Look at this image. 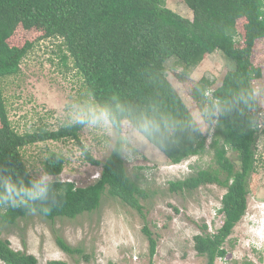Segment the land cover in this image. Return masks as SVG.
<instances>
[{
    "label": "trees",
    "instance_id": "trees-1",
    "mask_svg": "<svg viewBox=\"0 0 264 264\" xmlns=\"http://www.w3.org/2000/svg\"><path fill=\"white\" fill-rule=\"evenodd\" d=\"M193 12L186 18L167 7V0H0V168L15 174L30 176L22 149L49 140L73 139L83 149L85 159L101 166L94 184L77 187L74 182L56 183L63 192L59 203L46 215L49 221L58 218L75 219L84 213L97 211L105 192L135 209L145 224L143 232L149 241L150 264L157 253L158 241L147 226V214L142 199L148 194L127 171L125 158L111 152L105 162L95 159L80 141L81 127L19 133L12 125L3 93L2 81L17 75L23 59L33 48V42L11 44L19 30L38 29L43 38H61L74 65L83 76L87 92L97 102L113 95L120 96L137 110L156 115L166 114L178 123L177 130L166 146L154 145L172 164L207 152L208 136L194 132L190 124L193 114L167 76L166 63L175 58L182 65L178 78L187 84L190 96L203 112L215 101L221 108L226 101L262 77V71L252 63L255 43L264 39V0H183ZM246 20L238 31V22ZM241 36L242 47L237 46ZM221 51L234 62L222 85L211 91L212 82L202 78L193 82L190 70L197 67L206 54ZM258 100L251 108L236 109L231 114L220 112L210 148L215 150L214 167L199 169L183 179L169 182L171 192L195 191L207 184L226 189L219 212L224 215L222 226L214 233L195 236V249L206 255L207 264L228 255L224 244L248 209L249 178L256 170L258 140L264 133L260 123ZM213 124V123H209ZM237 155L238 164L228 154ZM66 157L54 152L47 159L45 171L60 176ZM30 214L22 209H6L3 223L15 225ZM60 249L69 255L84 254L61 236L56 237ZM85 258H88L85 256ZM0 260L4 264H39L38 258L15 250L0 232ZM48 264H66L51 260Z\"/></svg>",
    "mask_w": 264,
    "mask_h": 264
},
{
    "label": "rangeland",
    "instance_id": "rangeland-1",
    "mask_svg": "<svg viewBox=\"0 0 264 264\" xmlns=\"http://www.w3.org/2000/svg\"><path fill=\"white\" fill-rule=\"evenodd\" d=\"M167 7L186 18L193 12L183 0H167ZM245 19L238 22V31L244 28ZM237 46L242 47L241 36ZM34 46L23 59L17 75L3 79V93L13 127L21 134L41 130H58L69 102L92 98L87 92L84 78L74 65L61 38H43L38 29H19L11 44ZM252 63L262 71V77L253 82L262 90L257 98L260 105V123L264 124V39L256 41ZM182 65L175 58L166 63L167 76L187 104L193 116L202 113L190 96L187 84L178 78ZM234 69V62L221 51L206 54L201 63L190 70L193 82L208 78L212 91L222 85L226 73ZM216 120L205 123L208 136L207 152L172 164L150 142L143 145L129 144L130 156L125 158L129 176L135 180L148 197L142 199L147 214V226L157 239V253L153 264H207L206 255L195 249V236L216 232L223 224L219 212L226 189L217 184H207L195 191L175 193L169 182L186 178L199 169L214 167L215 150L210 148ZM80 141L92 156L105 162L111 154L108 139L101 130L86 129L80 132ZM256 170L249 178L248 209L233 233L225 242V258L215 264H264V133L258 140ZM58 152L66 157L60 176L63 182H74L77 187L94 184L100 176L101 166L85 159L80 144L73 139L46 141L22 149L25 163L32 174L45 170L47 159ZM238 164L237 155L228 154ZM0 209V232L15 250L35 255L39 264L62 260L66 264H150L149 241L143 232L144 220L132 207L105 192L97 211L84 213L75 219L58 218L49 221L39 214H30L17 224L3 223ZM61 236L71 246L79 247L84 254L69 255L57 244ZM0 264H4L0 260Z\"/></svg>",
    "mask_w": 264,
    "mask_h": 264
},
{
    "label": "clouds",
    "instance_id": "clouds-1",
    "mask_svg": "<svg viewBox=\"0 0 264 264\" xmlns=\"http://www.w3.org/2000/svg\"><path fill=\"white\" fill-rule=\"evenodd\" d=\"M261 94L259 88L245 87L225 102L227 107L221 108L215 101H210L209 107L192 117L190 127L202 135L205 123H214V118L220 112L229 115L238 108H251ZM61 124L65 128L81 127L103 131L109 149L121 158L130 156L129 144L153 142L161 147L166 146L178 128V123L171 116L137 110L117 95L103 102L93 98L69 102ZM26 174L30 176L27 182L19 174H15L14 178L11 169L0 168V209H22L29 214L39 212L46 215L63 195L62 191L54 187L61 181L43 169L36 170V174L31 171Z\"/></svg>",
    "mask_w": 264,
    "mask_h": 264
}]
</instances>
